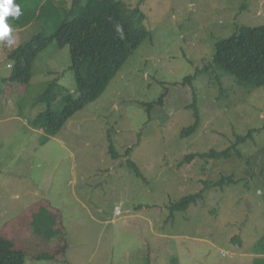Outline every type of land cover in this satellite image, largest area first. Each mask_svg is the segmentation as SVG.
<instances>
[{"label":"rangeland","instance_id":"rangeland-1","mask_svg":"<svg viewBox=\"0 0 264 264\" xmlns=\"http://www.w3.org/2000/svg\"><path fill=\"white\" fill-rule=\"evenodd\" d=\"M142 41L105 92L70 117L44 146L30 126L53 79L75 91L70 47L50 44L28 84L0 85V235L25 252L24 264H251L264 257V86L239 84L212 64L214 45L236 27L264 26V0H106ZM45 0L38 19L0 42V79L9 59L37 33L61 22ZM48 7V8H47ZM40 11L42 15H40ZM207 68L192 85H179ZM177 83L176 85H174ZM163 84V86H162ZM168 90L150 119L144 104ZM200 124L189 137L181 132ZM261 130L228 160L190 154L223 151L235 136ZM120 154L112 160L108 140ZM144 179L126 165L125 152ZM209 188L185 212L168 207ZM118 208L121 214L114 215ZM59 229V232H58ZM45 256V257H44Z\"/></svg>","mask_w":264,"mask_h":264},{"label":"trees","instance_id":"trees-1","mask_svg":"<svg viewBox=\"0 0 264 264\" xmlns=\"http://www.w3.org/2000/svg\"><path fill=\"white\" fill-rule=\"evenodd\" d=\"M44 1L14 0V3L20 6L22 15L18 19L7 18L8 23L15 30H25L38 19V12ZM65 4L59 7L63 11L57 29L50 35L37 33L30 41L22 44L15 51L16 54L9 59L11 62L9 74L0 79V85L2 83L28 84L33 63L40 52L52 43L58 46L69 45L71 63L69 69L75 80V91H68L58 83V79H53L46 84L38 98V102L44 105V109L30 122L32 128L43 132L40 146L46 145L52 137H55L70 117L87 104L96 101L105 92L109 83L142 42L129 25L122 22L119 10L106 0H70L67 9H64ZM44 12L40 11V15ZM117 25L123 28V38L116 30ZM212 64L223 73L234 77L239 84L263 87L264 26L236 27L229 37L220 39L214 45ZM203 72H207V68L196 70L193 75L185 77L179 85H192V82ZM167 94L168 90L165 88L164 93L157 100L144 104L149 119L155 107L164 105ZM191 108L194 110V123L181 132V138L191 136L199 128L200 118L195 101ZM260 131V129H252L245 135L235 136L234 144L223 151L210 150L207 153L190 154L179 165L190 162L196 157L204 160H228L232 157L234 150L237 151L238 157L242 158L237 147L252 140L253 135ZM107 150L112 160L119 158L120 154L110 139ZM130 152L131 148L125 152L126 165L137 178L144 179L135 163L129 157L127 158ZM234 182L233 176H222L216 182H203L204 189L172 203L168 207L169 215L185 212L191 205L203 199L205 190L223 188ZM24 261L25 252L16 249L12 240L0 235V264H24ZM251 264H264V257L254 258Z\"/></svg>","mask_w":264,"mask_h":264},{"label":"clouds","instance_id":"clouds-1","mask_svg":"<svg viewBox=\"0 0 264 264\" xmlns=\"http://www.w3.org/2000/svg\"><path fill=\"white\" fill-rule=\"evenodd\" d=\"M21 15L20 6L14 3V0H0V42L5 43L7 46H12L16 43L12 36L13 28L8 23L7 18L18 19ZM116 30L121 34V38H123L122 26L117 25ZM8 66L10 69V64Z\"/></svg>","mask_w":264,"mask_h":264},{"label":"built area","instance_id":"built-area-1","mask_svg":"<svg viewBox=\"0 0 264 264\" xmlns=\"http://www.w3.org/2000/svg\"><path fill=\"white\" fill-rule=\"evenodd\" d=\"M114 215H115V216H119V215H120V211H119L118 208H115V210H114Z\"/></svg>","mask_w":264,"mask_h":264},{"label":"crops","instance_id":"crops-1","mask_svg":"<svg viewBox=\"0 0 264 264\" xmlns=\"http://www.w3.org/2000/svg\"><path fill=\"white\" fill-rule=\"evenodd\" d=\"M17 31H18V30H17ZM18 32H21V31H18ZM17 43H18V42H16V43L14 44V46L17 45ZM8 65H9V64H8ZM7 70L9 71L10 69L8 68ZM6 76H7V75H6ZM6 76H4V77H6Z\"/></svg>","mask_w":264,"mask_h":264}]
</instances>
